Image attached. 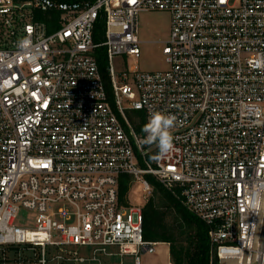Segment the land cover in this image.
Masks as SVG:
<instances>
[{
  "label": "built area",
  "instance_id": "1",
  "mask_svg": "<svg viewBox=\"0 0 264 264\" xmlns=\"http://www.w3.org/2000/svg\"><path fill=\"white\" fill-rule=\"evenodd\" d=\"M144 11L171 16L169 68L119 70ZM154 112L164 154L138 129ZM148 176L208 226L210 264H264V0H0V264H142Z\"/></svg>",
  "mask_w": 264,
  "mask_h": 264
},
{
  "label": "rangeland",
  "instance_id": "2",
  "mask_svg": "<svg viewBox=\"0 0 264 264\" xmlns=\"http://www.w3.org/2000/svg\"><path fill=\"white\" fill-rule=\"evenodd\" d=\"M139 32L138 37L140 40V57L135 58L132 56H118L114 60L117 69L128 68L130 71H159L167 70L169 65L165 61L163 54V41L169 39L171 30V16L167 11H144L139 14L138 18ZM130 117L133 121H137V113L131 112ZM138 187V188H137ZM139 186L135 185L130 192L131 201L134 203H141L145 206L150 198L155 200L156 205L166 215V222L170 226L181 223L178 212L175 206L171 203L168 197L161 191L154 187V190L145 195L144 192L139 191ZM35 212L21 207L17 224L21 226L34 225ZM164 243V242H159ZM170 246V244L168 243ZM166 247L162 244L156 246L154 253H143L142 264H165L164 260L166 254ZM14 256V255H12ZM110 257L105 256L104 264H119L117 261L109 260ZM125 264H133L131 257H125ZM172 261V259H171ZM173 262V261H172ZM12 264H17L13 262ZM81 264H99L98 261H87Z\"/></svg>",
  "mask_w": 264,
  "mask_h": 264
},
{
  "label": "trees",
  "instance_id": "3",
  "mask_svg": "<svg viewBox=\"0 0 264 264\" xmlns=\"http://www.w3.org/2000/svg\"><path fill=\"white\" fill-rule=\"evenodd\" d=\"M55 18L59 17L56 13ZM49 17L48 14L39 13V18ZM105 24L99 18L95 29V40H103ZM100 68L106 76V58L103 49L98 50ZM106 82H107V77ZM138 126V125H137ZM142 131L141 125L138 126ZM154 187L164 193L175 206L181 223L170 226L166 215L150 198L143 207L144 239L149 242H165L170 244V255L174 264H210V240L208 226L192 213L184 209L181 204L167 191H165L153 177L148 176ZM131 176L125 174L120 177V196L124 198L130 189Z\"/></svg>",
  "mask_w": 264,
  "mask_h": 264
},
{
  "label": "clouds",
  "instance_id": "4",
  "mask_svg": "<svg viewBox=\"0 0 264 264\" xmlns=\"http://www.w3.org/2000/svg\"><path fill=\"white\" fill-rule=\"evenodd\" d=\"M17 46L22 51L33 49L32 41L25 37L17 42ZM39 54L35 51L32 52L33 58ZM175 117L166 115L161 112H154L149 115L147 123L143 126L142 131L145 134L144 143L151 144L157 143L162 154L167 153L172 148V135L171 129L174 126ZM260 204V200L255 201L254 207Z\"/></svg>",
  "mask_w": 264,
  "mask_h": 264
},
{
  "label": "crops",
  "instance_id": "5",
  "mask_svg": "<svg viewBox=\"0 0 264 264\" xmlns=\"http://www.w3.org/2000/svg\"><path fill=\"white\" fill-rule=\"evenodd\" d=\"M132 189H133V188H132ZM131 191H132V190H131ZM131 191H130V192H131ZM159 244H162V245H164V246L166 247L167 250H166V254L164 253V255H165L164 260H166V263H165V264H169V261L171 260L170 246L168 245V243H165V242H164V243H159ZM159 244H158V245H159ZM155 251H156V248H155ZM155 251H154V252H155ZM154 252H153V253H154ZM125 260H126V259H125Z\"/></svg>",
  "mask_w": 264,
  "mask_h": 264
}]
</instances>
